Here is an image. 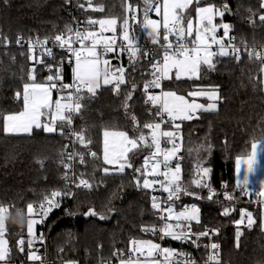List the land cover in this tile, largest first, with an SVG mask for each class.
Here are the masks:
<instances>
[{
  "label": "trees",
  "instance_id": "obj_1",
  "mask_svg": "<svg viewBox=\"0 0 264 264\" xmlns=\"http://www.w3.org/2000/svg\"><path fill=\"white\" fill-rule=\"evenodd\" d=\"M68 2L0 0V204L12 205L10 211L13 213L17 209L26 213L28 203L37 206L44 194L65 190L59 179L64 171L59 161L65 153L67 124L61 129L60 122H57V131L53 134H47L40 128L27 136H8L3 128L5 116L21 111L22 99L17 93H21L24 84L29 82L28 74L33 68L36 80L46 82V78L59 69L63 77L61 83H69L72 66L66 65V54L56 51L51 58H42L44 63L41 64L34 59L31 61L22 46L15 44L18 37L23 42L37 38L49 42L56 35L65 33L69 24ZM93 3L102 4L104 11H84L81 14L83 20L116 18V31L110 36H119L123 34L122 24L127 16L134 41L147 38L142 32L144 0H93ZM126 3L137 9L138 22L131 19L132 13L125 11ZM209 4L221 9L227 4L232 12L231 17L224 14L216 18L215 23H228L231 34L238 40L264 45V23L259 19L264 15L261 0H200L202 7ZM195 7L193 3L185 13L186 18L194 16ZM148 16L152 17L151 11ZM96 26L90 25L88 30L96 29ZM190 39L193 40L192 37ZM236 60L230 56H218L214 60L215 69L202 66L199 79L172 78L164 81L163 88L184 96L197 89L214 88L218 91L216 110L203 111L197 118L179 122L178 130L174 123L167 127L179 132L182 138L180 168L183 184L195 190L192 181L197 161H200L204 167L212 169L208 182L215 189L229 192L234 196L233 200L242 202L251 200L253 193L246 196L235 186L234 162L236 158L248 155L253 143L264 140V87L260 62L244 58ZM151 61V57H141L124 62L126 82L118 96H114L111 85L100 87L94 96L83 95L82 108L77 112V129L85 133L86 140H91L87 151L96 153L95 159L86 155L84 173L93 187L76 191L65 206L50 213L43 226L37 225L36 235H45L48 264L64 261L100 264L109 259H112L111 264H116L114 253L126 254L131 240H155V234L142 230L157 227L148 189L136 183L138 178L141 185L143 182L135 169H141L146 151H136L131 159L132 167L123 173L106 174L104 169L108 167L100 159L101 138L106 130L126 132L129 137L139 135L132 116L136 117L139 130L149 134L143 125L155 121V116L154 112L148 113L144 85L149 82ZM46 65L51 67V72L46 70ZM59 91L62 92L54 89V98ZM130 92L132 98L127 100L125 109V100ZM200 206L201 223L195 226L217 230L222 264H264V231L260 227L258 206L245 203L226 205L235 208L236 213L242 208L249 210L255 220L252 228H242L238 244L234 224L237 215H223L224 208L214 203H201ZM88 209H94L106 218L113 213L112 221L103 224L93 219H80L71 225L75 216ZM6 227L5 237L10 249L7 264H39L28 259L30 249L26 223L23 227L8 223ZM21 238L25 241L23 251L17 246ZM37 246H42V241H34L31 250Z\"/></svg>",
  "mask_w": 264,
  "mask_h": 264
},
{
  "label": "snow or ice",
  "instance_id": "obj_2",
  "mask_svg": "<svg viewBox=\"0 0 264 264\" xmlns=\"http://www.w3.org/2000/svg\"><path fill=\"white\" fill-rule=\"evenodd\" d=\"M196 4L195 13L197 18V25L194 28L192 19H187L185 25V13L189 8ZM144 19L143 27L148 30L150 36L153 37V42H159V28L160 22L149 18L148 13L155 10L157 15L163 16V28L165 30L163 40L166 42L164 45V55L162 62L153 64V71L151 73L153 79L144 85V91L147 94L145 103H151L156 109L154 116L160 118V122H150L143 125L144 129L149 130V134L145 135L142 130H139L136 123V117L132 116L134 126L137 127L139 135L135 137H129L126 132H104V163L109 165H115V171L123 173L126 168H131L132 156L135 152L141 148L154 149L151 155L145 157L144 167L142 169H135L137 173L143 178H138L137 186H142L145 189L154 188L155 185H159L160 189L164 193H167L166 200L159 201L157 197L152 198V207L156 209L160 214V219L163 221L162 225L157 228L155 226L145 227L142 229L146 232H152L156 234L159 232L160 239L170 237L172 240H178L183 242H191L199 247L198 241L202 237H209L215 235L216 229L204 228L203 231H193V222L199 225L201 223L200 208L192 204L190 206H184L181 210H176L175 201H178L181 195L195 196L196 199L202 197L196 192H190L181 184V168L177 164L173 169L170 167L169 162L176 157V154L180 151V147L176 142L178 132L163 131L161 125L165 122L174 123L177 120H192L196 117L198 111H214L217 108L215 101L219 99V94L216 89H198L189 93L191 97L205 96L210 103L206 106L198 104L195 101L189 102L184 96L177 95L172 91H162L160 95H153L148 92L150 88H160L161 81L165 79H171L170 73L175 70V78L177 80L182 77L189 79H199L202 66L206 65L209 70L215 69L214 57L217 56H234L239 60V49L232 42V38L227 40L224 38L229 37L230 25L228 23H215L217 16L223 17L225 12L228 11L225 5L222 9L216 8L214 5L200 6V0H163L162 3L159 0H144ZM85 11H98L103 12V5H97L93 3V0H85L84 3L78 5ZM264 8V3L261 4ZM126 12L132 13L131 19L135 21L137 19V9L130 3H126ZM260 21L264 23V15L259 17ZM89 25H99L100 33L85 29V30H73L71 27L66 26V33L58 34L54 37V43L61 48H66L75 57V67L73 69V82L72 84L61 83L63 77L58 69L54 75H49L46 78L45 83L36 82L35 68H33L28 74V80L23 86V105L24 110L12 115L4 117V132L5 133H28L31 134L34 128H43L45 132H56L57 122H60L61 129L64 124L70 125L72 123V114L79 112L82 108L81 100L83 99V93L86 91L88 94L94 96L96 90L99 89L101 81L103 85H113L114 91L119 94L121 85L125 84V69L123 67L113 68L110 66V62L103 57L110 52H114L116 45L115 36L108 38L104 37L102 33L104 31H112L115 33L117 19H89ZM129 18L126 16L123 20L122 39L127 42L129 47L127 50L130 52L131 57L136 56L137 48L134 44V37L129 32ZM222 28L224 37L218 38L216 33L218 29ZM195 31V39L189 41L188 37L193 35ZM175 36V41L169 40V36ZM20 37L17 38V43L21 42ZM191 43L192 47H188ZM48 44V40H40L37 38L35 41H29V52H33L34 49H41V56L46 54L52 56V49L45 47ZM73 44H79V48H73ZM213 45L217 46V51H213ZM123 50V49H122ZM250 57L264 60V53L257 52L255 50L250 51ZM31 59L36 60V63H44L42 59H37L35 55L30 56ZM47 66V65H46ZM49 71L52 69L50 66ZM135 88V85H133ZM53 89H74L73 92H68L67 96H62L61 99L56 100L54 103L51 98V92ZM17 96H21V93H17ZM132 98L130 92L126 97L124 107L127 109V100ZM65 100L67 102L62 103ZM49 116L47 123H42L41 117L45 115ZM165 116L167 121H165ZM175 128L178 130L180 125L175 124ZM73 135L81 144L85 146L91 143V140H86L85 133L83 131L73 132ZM166 138L167 142L172 144L170 149H161V140ZM258 143L252 144V153L247 160H237V174L240 177L237 180L236 187L245 191L247 194V188L249 184V176L255 172V166L258 163ZM93 157L96 153H90ZM131 154V155H130ZM80 163H85L84 155L78 154ZM162 156L163 160L160 161L157 158ZM74 159V155H69L68 160ZM150 161L151 170L149 171ZM42 163V162H41ZM64 164L66 169H71L70 163ZM246 165L242 171L241 176V164ZM163 164L165 171L161 172L160 167ZM107 174L110 170L104 169ZM212 169L210 167H204L203 163L197 161L195 169V178L192 183L199 189H207V199L212 200L216 196L215 190L208 182ZM84 174L81 173L78 179V183H75L77 188L90 189L93 187L87 179L83 178ZM148 176L155 177L153 180H149ZM162 176L164 179L160 180ZM65 179H71L68 174H65ZM264 186V181H261ZM225 187H227L225 185ZM71 194L67 185L65 190H53L50 193L44 194L42 201L38 206H34L32 203L27 204V212L23 214L27 216V234L28 241L27 246L30 249L28 259L32 261H40L41 256L37 254L38 250L32 251L33 243L36 240L43 241V234L36 235V225L43 224L49 216V213L55 208L60 207L61 198ZM259 195L264 196V191H261ZM225 200L232 201L234 196L229 193H224ZM264 204V201H261ZM12 205L0 204V262L7 264L10 249L8 247V240L5 238L7 227L5 223L6 214L10 213ZM229 206H225L223 209V215L228 216L231 212ZM88 215H97V213L90 209ZM104 219V216L100 217ZM236 224V239L237 244L240 236L243 234L240 226L244 225L247 228H252L255 224L253 215L246 210L241 211L240 219L235 221ZM25 241L23 238L17 241V246L21 251L24 250ZM206 248L210 247L212 250H217L219 245L211 243L205 245ZM114 255L120 256V264H195L188 254L178 252L171 248H162L160 244L154 243L151 240H131L127 258H123L122 253H114ZM162 258V259H161ZM209 262H215L219 264L218 257L215 252L209 255Z\"/></svg>",
  "mask_w": 264,
  "mask_h": 264
},
{
  "label": "built area",
  "instance_id": "obj_3",
  "mask_svg": "<svg viewBox=\"0 0 264 264\" xmlns=\"http://www.w3.org/2000/svg\"><path fill=\"white\" fill-rule=\"evenodd\" d=\"M85 0H69V24L67 26L71 27L73 30H85L89 28V24L88 21L83 20L81 17V14L85 11L84 9L80 8L78 5L81 3H84ZM165 30L164 29H159V42L154 43L153 42V37H149L144 38L142 40L139 41H134L135 47L138 49L136 52V56L135 57H131L130 56V52L127 50V48L129 47V45L127 44V42H125L122 39V34H120L119 36L115 35L116 38V45H115V51L114 52H110L109 56L110 57V61L113 59H116L119 62L120 67L124 68V62H129L132 61L134 59H138L141 57L144 58H148L151 57L152 61L149 65V69H148V74H149V81H151L153 79L151 73L153 71V64L157 63V62H162V58L164 55V45L166 44V42L163 40V35H164ZM66 33V32H65ZM216 36L218 38H222L224 37V33H223V29H220L219 31H217ZM113 36H110L109 38H111ZM229 38H232V42L234 43V45L240 50L238 55H239V60L244 58V59H249V60H255L258 61L262 64V72L264 73V60L261 59H257L255 57H250L249 56V52L250 51H257V52H262L264 53V45H251V44H247L242 40H238L233 34H231V32H229V37L224 38L226 43L227 40ZM1 39V38H0ZM36 39H31V41H35ZM169 40L171 41H175V36H169ZM189 41H191L190 38H188ZM29 41L27 42H23L21 41L20 43H17V40L15 41V44L17 46H22V48L27 52V56L30 58V56L35 55L37 57V59H42L44 57H52V56H48L46 54L41 56V49L40 48H36L34 49L33 52H29ZM54 41V40H53ZM53 41H49L48 44L45 46L47 48H51L52 49V55L56 52V51H61L64 54L67 55V61H66V65L67 66H72L73 61L75 60V57L72 55L71 52L67 51L66 48H61L59 47L57 44H55ZM5 45H9L7 41H5ZM80 45L79 44H73V48H79ZM188 47H192V44L189 43ZM123 49V50H122ZM213 51H217V46L213 45L212 48ZM230 57H233L232 55H229ZM218 57V56H217ZM217 57H214L213 59L215 60ZM46 70H49V67L46 68ZM62 82V81H61ZM73 79L72 76L70 78V81L68 84H72ZM164 85V80L161 81V87L160 88H150L148 90L149 93L153 94V95H160L162 91H164L163 88ZM113 87V85H111ZM122 86V85H121ZM121 88V87H120ZM74 89H67V92H73ZM87 93L86 91L83 93V95ZM148 106V113L149 114H153V112L156 111V109L151 105V103H146ZM165 121H167V117L165 116ZM77 122H78V117H77V112L72 114V123L70 125H66V133H65V143H64V149H65V153L62 156V158L59 161V165L63 167L64 171L63 174L59 177L60 181L63 183L64 188L67 185L68 189H70L71 194L68 196H65L63 198H61L60 200V207L59 208H55L53 209V211H57L60 210L63 206H65L73 197V195L75 194L76 191H80V190H87L83 187L81 188H77L75 186V183H73V181H76V183H78V179L77 177L80 176L81 173H85V169L87 168V160H86V155H90L88 154V147L89 144H87L86 146L84 144L79 143L78 141H76L75 136L73 135V132H80L77 129ZM153 122H160V118L155 116V121ZM168 124H172V122H165L161 125V129L163 131H173V132H177L173 129H169L167 126ZM176 142L180 147V151L176 154V157L173 158L170 162L169 165L170 167H172L173 169L175 168V166L177 164L180 165V162L182 160L181 157V151H182V138L180 133L178 132L177 138H176ZM172 148V144L167 142V139L164 138L161 140V149H170ZM142 150L146 151V157L151 155V152L154 151V149H147V148H141ZM87 151V152H86ZM78 154H83L84 155V159H85V163L81 164L80 163V159H79V155ZM69 155H74V159L69 161L68 160V156ZM158 160L162 161L163 157L160 156L157 158ZM64 161V163H70L72 165L71 169H66L64 167V164L61 163V161ZM155 161H150L149 163V171L151 170L150 166L151 163H154ZM144 167V162L141 166V169L143 170ZM160 171L163 172L165 171L163 164H161L160 167ZM68 174L69 177H71V179H65V174ZM181 176V184L182 187L186 188L188 191L190 192H196L198 193L202 198L201 199H196L195 196H190V195H181L180 199L178 201H175L176 204V210L179 211L181 210L184 206H190L192 204L197 205L198 207L200 206L201 203H206V204H217L219 205L221 208H224L226 205L228 204H232V203H245V204H253L256 205L258 203V199L256 196V191H253V196L251 198V200H245L242 202L236 201V200H232V201H228L225 200L224 198V193L222 191H218L217 189H215L212 184V188L215 190L216 192V196L213 197L212 200H208L206 197L208 195V190L207 189H199L196 188V186L193 184L192 188L195 190H192L191 188H189L188 186H185L183 183V177H182V173H180ZM84 179H86L85 175L83 176ZM155 177L153 176H148L149 180H153ZM160 180H163L164 178L162 176L159 177ZM88 180V179H87ZM89 181V180H88ZM90 183V182H89ZM148 194H149V198L150 201L152 202V198L155 196L157 197V199L159 201H164L166 200L167 197V193H164L162 191V189H160L159 185H155L154 188H150L148 189ZM38 206V205H37ZM201 207V206H200ZM154 213H155V219L157 221V228H159L163 221H161L160 219V214L157 212L156 209H154ZM50 216V213H49ZM48 216V217H49ZM47 217V218H48ZM44 224V223H43ZM43 224H38L39 226H43ZM210 229V228H208ZM204 229H200L198 227L195 226V222H193V231H203ZM43 241H42V246H37L35 247V250H38L37 254L39 256H41V260L40 261H32L31 262H37L39 264H48L50 261L47 258V254H46V241H45V235L43 234ZM154 243H158L161 245L162 248L166 247V248H171V249H175L178 252H183L189 255V257L195 261V264H215V262H209L208 257L209 255L213 254V252L216 253L217 257H218V261L219 264H222V258H221V245L218 241V233L216 232L215 235H211V238L209 237H202L199 241V247H197L196 245L192 244L190 241L189 242H183V241H178V240H172L170 237H166L164 239H160V234L159 232H157L155 234V240L153 241ZM211 243H216L217 245H219V248L217 250H212L210 247L206 248L205 245H210ZM129 252V251H128ZM128 252L126 254H123V258H127L128 256ZM120 256L116 255V261L120 260ZM162 259V258H161ZM15 263V262H14ZM111 264L112 263V259L109 260H104L101 261L100 264Z\"/></svg>",
  "mask_w": 264,
  "mask_h": 264
},
{
  "label": "rangeland",
  "instance_id": "obj_4",
  "mask_svg": "<svg viewBox=\"0 0 264 264\" xmlns=\"http://www.w3.org/2000/svg\"><path fill=\"white\" fill-rule=\"evenodd\" d=\"M159 2L162 3L163 0H159ZM262 3H264V0H261V4H262ZM151 14H152V17L149 16V18L152 19V20H155V21L160 22V25H161L160 27H162V26H163V16H162V13H161V15H157L156 12H155V10H152V11H151ZM260 16H261V15H260ZM136 17H137V21H136V22H138L140 18H139V16L137 15V12H136ZM189 18L192 19V21H193V25H194V28H195L196 25H197L196 13H194V16H191V17H189ZM189 18H186V16H185V25H186L187 19H189ZM216 18H219V16H217ZM216 18H215V19H216ZM142 19H144V17H143ZM218 24H220V23H218ZM159 29H160V28H159ZM220 29H222V28H220ZM220 29H218V31H219ZM91 31H94V32H96V33H100V26L97 24L96 29H93V30H91ZM142 32H143V35H144L145 37H147V38L151 37V36L149 35V33H148V30H145V28L143 27V23H142ZM111 33H113V32H112V31H104V32L102 33V35H103L104 37H108V38H109V36L111 35ZM191 37L193 38V40L195 39V31L193 32V35H192ZM191 37H188V38H191ZM221 57H224V56H221ZM103 59H107V60H109V62H110L109 53H107V54L103 57ZM31 61H33V59H31ZM74 67H75V60L73 61V63H72V67H71V76H72V79H73V69H74ZM170 75H171L172 78L176 79V78H175V70H174V69L172 70V72L170 73ZM172 78H171V79H172ZM193 79H195V78H193ZM193 79H189V78H187V77H182V78L179 79V80H193ZM166 80H170V79H165L164 81H166ZM176 80H177V79H176ZM29 82H30V81H29ZM36 82H38V83H45V81H39V80H36ZM262 84H263V87H264V73H263V75H262ZM101 85H102L101 87H105V86H110L111 84H109V85H103V83H102V81H101ZM65 90H67V89H64L62 92L59 91V92L57 93V95H56L55 98L53 97V91H54V89L52 90V92H51V98H52L53 103H54L56 100L61 99L62 96H67ZM197 90H198V89H197ZM205 90H207V89H205ZM164 91H168V90H164ZM22 94H23V89H22V91H21V96H20L21 99L23 100ZM177 95H178V94H177ZM180 96H184V95H180ZM184 97H185V99L188 100L189 102L195 101L196 103H198V104H203V105H205V106H206L208 103L211 102V101H209L208 98L205 97V96H201V97H191V96H189V93L187 94V96H184ZM61 102L64 103V102H67V101L62 100ZM215 103L217 104V103H218V100L215 101ZM217 105H218V104H217ZM216 109H217V108H216ZM201 112H203V111H198L197 114H196V117H197V116L199 115V113H201ZM45 116H46V118L49 119V116H48L47 114H46ZM183 121H189V120H183ZM179 122H182V121L177 120V121L174 122L173 125L178 124ZM110 132H120V131H110ZM104 140H105V137H104V133H103V134H102V138H101V154H100V159H101V161H102L103 163H104ZM104 164H105V163H104ZM105 165H106V166L108 167V169L110 170L109 172H111V173H121V172H117V171H115V165H109V164H105ZM244 192H245V191H244ZM247 192H248V189H247ZM230 208H231L232 210H231V212H230L229 215H231V214H233V213H235V214L237 215L235 221L240 219V215H241V211H242V210H246V211L250 212L249 210L242 208V209H238V212L236 213V209H235V208H233V207H230ZM253 219H254V218H253ZM235 221H234V224H235ZM235 226H236V224H235ZM243 227H244V225H241V226H240L241 231H242V228H243ZM28 238H29V237H28ZM28 238H27V239H28ZM235 241H236V243H237V239H236V230H235ZM0 263H3V262H0ZM60 264H76V263L73 262V261H64V262H61ZM116 264H120V260H118V261L116 262Z\"/></svg>",
  "mask_w": 264,
  "mask_h": 264
},
{
  "label": "crops",
  "instance_id": "obj_5",
  "mask_svg": "<svg viewBox=\"0 0 264 264\" xmlns=\"http://www.w3.org/2000/svg\"><path fill=\"white\" fill-rule=\"evenodd\" d=\"M162 28H163V26H162ZM23 110H24V105H23V100H22V109H21V111H23ZM10 115H12V114H10ZM44 118H46V116H42L41 117L42 123H47ZM34 129H37V128H34ZM41 129H43V128H41ZM45 133H47V134H53L54 132H51V133L45 132ZM5 134L8 135V136H27V135H30L28 133H18V134L5 133ZM258 144H259V148H258V158H257L258 159V163L255 166V172L249 176V184H248V188H247L248 189V192H247L246 196H250L251 193H253V191H256V196H257V199H258V203L256 205H254V207L258 206L260 227L264 231V204L261 203V201H264V196L259 195V193L261 191H264V186H262V184H261V181H264V140L258 142ZM251 153H252V148H251V150H250V152H249L248 155L242 156V157H238V158L235 159V162H234V184H235V186H236L237 180L240 178L238 176V174H237V164H236V162H237L238 159H240L241 161L247 160L248 157L251 155ZM245 167H246V165H244L242 163L241 164V176H242V171H243V169ZM238 189L241 190L240 188H238ZM26 212H27V210H26ZM36 227H37V225H36ZM35 230H36V228H35ZM26 235L28 236V234H27V223H26ZM0 264H3V263H0Z\"/></svg>",
  "mask_w": 264,
  "mask_h": 264
},
{
  "label": "water",
  "instance_id": "obj_6",
  "mask_svg": "<svg viewBox=\"0 0 264 264\" xmlns=\"http://www.w3.org/2000/svg\"><path fill=\"white\" fill-rule=\"evenodd\" d=\"M226 6H227V8H228V11H226L225 12V14L227 15V16H232V12H231V10H230V8H229V6L227 5V4H225ZM225 5H223L222 6V8L225 6ZM67 7H69V3H67V5H66ZM236 61H238V60H236ZM110 66L111 67H113V68H117V67H120V65H119V62L116 60V59H113V60H111L110 61ZM119 94H117L116 92H114V96H118ZM45 120H46V122H48V118H44ZM91 152L90 151H88V154H90ZM91 155V154H90ZM91 158H96V156L95 157H93L92 155H91ZM89 210L90 209H88L86 212H84L83 214H80V215H77V216H75L74 218H73V220H72V222H71V225H73L77 220H80V219H83V220H89V219H93V220H97V221H99L100 223H103V224H109L111 221H112V218H113V213H110V215L106 218H104V219H101L100 217H101V215H88V213H89ZM94 210V209H93ZM95 211V210H94Z\"/></svg>",
  "mask_w": 264,
  "mask_h": 264
},
{
  "label": "clouds",
  "instance_id": "obj_7",
  "mask_svg": "<svg viewBox=\"0 0 264 264\" xmlns=\"http://www.w3.org/2000/svg\"><path fill=\"white\" fill-rule=\"evenodd\" d=\"M27 222V217L23 214V211L17 209L14 213L10 212L5 216V223H11L17 227H23Z\"/></svg>",
  "mask_w": 264,
  "mask_h": 264
}]
</instances>
